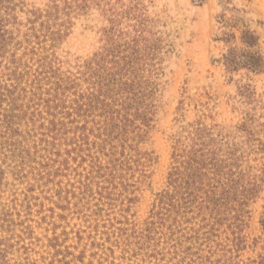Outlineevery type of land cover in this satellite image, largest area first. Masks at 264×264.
Here are the masks:
<instances>
[{"label":"rangeland","instance_id":"rangeland-1","mask_svg":"<svg viewBox=\"0 0 264 264\" xmlns=\"http://www.w3.org/2000/svg\"><path fill=\"white\" fill-rule=\"evenodd\" d=\"M2 4L0 264H256L264 182L246 206L243 246L217 213L192 205L175 216L158 194L174 148L199 125L219 158L263 175L264 72L228 71L223 37L235 31V46L245 49L242 29L255 30L264 56V0ZM150 46V126L135 121L145 131L115 128L111 115H76L74 90L60 89L53 70L74 79L105 48L132 57ZM80 83L79 93L88 87ZM125 130L141 132L139 151L125 148L129 169L116 158Z\"/></svg>","mask_w":264,"mask_h":264},{"label":"trees","instance_id":"trees-1","mask_svg":"<svg viewBox=\"0 0 264 264\" xmlns=\"http://www.w3.org/2000/svg\"><path fill=\"white\" fill-rule=\"evenodd\" d=\"M4 1L0 0V11ZM71 8L67 6V9ZM66 14L69 15V12ZM232 26L234 29L238 25ZM2 31L0 21V36L4 35ZM224 34L227 35V32ZM223 39L230 44L224 55L228 71L248 68L256 73L264 72V56L258 50L260 36L255 30L242 29L240 41L245 49H237L235 46L237 34L233 30ZM155 50V46H150L147 53L134 51L131 57L105 48L103 52H97L87 60L80 77L64 78L55 70L53 74L60 89L74 90L72 102H75L73 109L76 110V115H111L107 119L108 124L119 129H127V123L133 127L138 126L135 121L141 116L139 118L143 125L149 127L153 91H147V86L144 85L147 78L144 77H147L146 66L156 56ZM80 81L86 82L88 87L86 91L79 93ZM137 128L145 131L141 126ZM138 130L131 136L127 130L122 133L123 149L118 151L120 157L116 158L127 169L132 163L129 164L130 160L126 159L125 148L128 146L133 151H139L136 146L141 132ZM207 133L206 128L199 125L189 131L186 141L174 148V163L168 173V187L158 194V202L161 208L166 206L175 216L182 208L189 209L192 205H196L205 214L217 213L216 223L221 224L227 220V227L236 230L233 231L234 242L237 246H243L247 242L241 230L245 225L246 206L263 185L264 173L260 176L253 175L239 165H228L216 155L209 143L211 140L207 139ZM126 140H130L129 143ZM261 224L264 230V216ZM211 227L215 229V225ZM258 257L259 260L254 262L264 264V252Z\"/></svg>","mask_w":264,"mask_h":264}]
</instances>
